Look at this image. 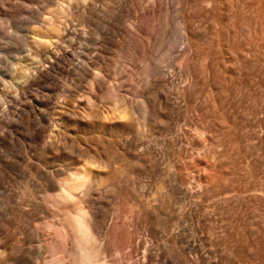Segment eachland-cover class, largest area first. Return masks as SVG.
Wrapping results in <instances>:
<instances>
[{
	"label": "rangeland",
	"instance_id": "1",
	"mask_svg": "<svg viewBox=\"0 0 264 264\" xmlns=\"http://www.w3.org/2000/svg\"><path fill=\"white\" fill-rule=\"evenodd\" d=\"M40 1L44 3L46 0H31L34 5L29 2L20 7L21 11L16 10L19 12H14L10 19L0 16V40L3 41L0 49L4 50H0V67L9 59V53L4 49L7 36L25 28L30 12L42 5ZM85 1L80 0L82 5L79 9L73 7L75 10L72 11L71 8L66 18L69 29L60 45L67 53L85 54L91 69L95 68L96 58L101 57L98 60L99 66L102 65L100 76L107 84L113 78L112 82L120 80L114 73L113 63L115 60L124 61L127 67L125 79L129 78L133 85L123 86L125 95L134 99L137 95L156 97L162 82L147 84L145 62L160 56L174 41L172 52L159 64L156 74L164 76L170 73L171 77H166L169 87L173 84L180 90L178 96L175 93L177 89L172 95L173 101L181 103L180 110L170 120L174 128L171 133L145 125V128L141 127L143 136L135 129L128 136L139 142L138 152L143 151L146 141L156 143L159 169L170 171V177L154 178L144 174L108 180L98 193L101 200L112 202L120 198L130 202L135 191L141 194L143 202L148 201L157 209L156 220L166 227L160 228L155 235L148 228L153 219H143L147 220L148 226L140 227L132 234L122 256H117L119 261L114 259L115 253L112 257L106 253L105 259L111 258H107V262L264 264V0H107L108 3L96 0L93 4L90 0ZM182 17L187 20L186 28L192 30L194 27L201 32L199 37L190 39L183 29L176 30ZM135 43L141 45V51L133 49ZM53 48H40L41 56L49 59L56 53ZM105 57L107 59H103ZM185 59H188V66ZM65 60L28 88L30 96L42 100L40 105L32 103L29 95L17 90L16 86L22 79L14 80L10 91L0 83V264L33 263L14 261V251L2 249L5 243H22L29 231L30 234H40L41 244L52 241V231H46L41 225L51 217V208L43 203L44 192L36 172L51 173L65 168L66 164L57 159L54 152L47 150L46 146L55 134L54 121L47 114L54 106L70 103L76 108L81 103H88L85 97L92 91L90 78L73 79L68 68L74 61L72 58ZM21 62L30 68L37 65V59L27 52L22 54ZM71 80H74L73 84ZM65 81L72 84L71 88L64 85ZM107 84H104L103 92L107 91H104ZM3 87L8 92L3 91ZM69 90L77 97L66 98ZM96 93L97 90L91 98L95 103L94 110L104 109L105 102H100ZM70 98H74L72 102ZM154 109L150 108V114L155 115L158 124L163 117ZM94 110L88 112L83 120L86 127L95 117ZM137 116L135 112L130 119ZM109 120L101 118L103 123ZM195 125L203 128L207 135L204 148L202 138L192 130ZM173 136H178L179 141L167 148L165 139ZM172 160L169 168L168 163ZM206 161L210 166H204ZM188 166L194 171L190 172ZM200 167H203L201 171ZM183 182L182 189L186 194L176 189V185ZM115 188L117 192L113 191ZM181 215L182 221L179 220ZM110 217L108 222L126 223L129 230L133 229L128 225L130 213ZM139 240L149 243L150 255L145 261H142L144 248L141 245L134 248ZM169 247L173 249L170 254L173 258L165 254ZM35 250L36 247L31 245L30 253L35 254ZM123 252L124 255L130 252L133 255L125 260L127 256ZM59 255L62 254L55 256L46 247L41 254L42 259L36 261L34 258L33 264H47L45 260H54Z\"/></svg>",
	"mask_w": 264,
	"mask_h": 264
},
{
	"label": "bare ground",
	"instance_id": "2",
	"mask_svg": "<svg viewBox=\"0 0 264 264\" xmlns=\"http://www.w3.org/2000/svg\"><path fill=\"white\" fill-rule=\"evenodd\" d=\"M35 1L37 2V0ZM29 2H31V0H0V16L9 17L7 19H10L16 10H19L20 7L25 6ZM84 2L86 1L84 0ZM90 2L93 4L96 2V0H90ZM105 2H107V0H105ZM109 3H111V1H109ZM230 4L235 5L234 3ZM31 5L34 4L31 2ZM81 5L82 4L80 0H46L41 6L33 9V11L30 12L28 20L25 22L26 26L24 29L15 32L14 34H10L6 38L4 49L6 50V53H9V59L6 62L4 61V65L0 67V83L4 85L5 89L10 91L14 80L22 79L20 85L16 86V88L23 94L29 95L28 88L36 84L39 79L46 77L49 72H52L55 68L57 69V66L60 64V62L64 61L65 58H72V61H74V63L71 62V67L68 66V74H70L73 79H77V81L81 78H90L89 82H91L92 85V91L87 95V97H85L87 98L86 101L88 103H81L79 104V107L75 108V106H71L73 104H66V100H64L66 105L63 104L64 106H54L47 114L48 118L54 121L53 124H55L56 127L53 128V130H55V134L52 136V141L48 143V146H46L48 147L47 150L54 152L56 158L62 160V162L66 164L65 168L59 170L56 169L51 173L43 170L36 172L37 177L40 180V187L44 192V196L42 198L44 201L43 203H45V206L47 205V207L49 206L51 208V217L48 218V220L43 221V224L41 225L43 228H45V230L47 229L49 232L52 231V241L50 242L48 240L46 245L41 244L39 237L40 234H37V232L30 234L31 232L29 231L27 232V235L22 243L3 244L2 249L5 251L6 249L14 251L15 258H12L14 261H32L34 263V258L36 261L37 259H42L41 254L47 247L49 252L55 256L62 254L56 257L54 260H45V263L47 264H102L103 261H105L104 264H110L107 262L108 260H106L109 258V256L105 259V254L109 253L108 255H111L110 257H112V255L115 253L116 258L114 259H117V256L121 257L124 247L127 243H129L130 239H132V234L137 232L140 227L148 226L146 223L147 220L143 219H153L151 220L152 223L148 226V228L154 234L157 233L160 228L162 229L163 227H166L164 223H159L156 220L158 218L157 209H154L148 201L143 202V200L140 198L141 194H137L135 191L131 190V192L133 191V197L130 202H126L125 199L120 198L110 202L99 199L98 193L101 185L106 186L108 180L115 181V179L118 178H128L131 176L139 177L144 174L151 175L152 177L154 176V178L161 176L163 178L170 177V171H167L166 169H159V160L156 157L157 152L155 151L156 143L146 141L143 146V151L138 152L137 150L140 146L139 142H137L135 139H130L128 136L134 129L136 133L142 135V128H145V125L149 126V128L154 129L155 127L161 131H166L169 133H171V131L174 129L173 124L171 123L172 121L170 122V120L172 119L173 114H176V112L180 110L181 102L179 103V101L176 100L173 101L172 95L175 92L174 90H176L178 87L176 88L173 84L171 88L169 87L166 77L170 78V73H166L164 76H158V74H156V71L160 67L159 64L162 61H165L168 58L167 56L172 52L174 41H171V43L165 47L160 56L145 62L144 73L146 74L147 84L149 85L155 82H162V85L160 84L161 89L157 93L158 96L153 97L137 95L135 99L129 98L125 95L123 90V86L125 85L133 86L129 78H126L127 80L125 79V70L127 68L125 64L126 62L115 60V63H113L115 64L114 73H117L120 80L112 82L115 80L113 78L110 82L112 84L107 87V85L110 83L107 84L105 79H102L100 76L102 65L99 66L100 63L98 60L100 61L101 57L96 58L97 61H94L96 64L93 65L95 68L91 69L85 54H69L63 49V46L60 45V43L63 41V36L66 32H68L69 29L67 17L70 15V9L73 7H75V9H79ZM257 7H259V5H257ZM75 9L73 8L72 11ZM101 9H103V7ZM139 19L141 20V18ZM175 19H177V17H175ZM185 20L186 19H184V17L181 18L180 22L177 23L178 27L176 30L179 32L181 29H183L186 31L185 35L188 36L187 38L190 39H193L194 37L196 39V37H199L198 35L201 32L194 30L195 28L192 26V30H189L188 27L187 29L185 24L187 23V20ZM192 22L190 24H192ZM187 38H185V40H187ZM167 39H169V37ZM63 42L61 44H63ZM1 43H3V41L0 40V45ZM44 46H54L56 49V53L52 54L49 59L41 56L42 52L40 48ZM139 47H141L139 43H135V45H133V49L135 51H141ZM185 49H187V47H185ZM185 49H183V51H185ZM26 52L29 53L31 57L37 59V65L32 66V68L28 67L24 63L22 64L21 62L22 54ZM121 55H123V53H121ZM103 59L107 58L105 57ZM188 59H185L186 66H188ZM103 64L105 65V63ZM131 65H134V63H131ZM187 71L185 70V72ZM137 72L141 73V71ZM117 75L115 76L116 79ZM73 81L72 84L74 83ZM65 82L66 83L64 85H67L68 88H71L70 86L72 84L69 81ZM104 84H107L105 87L106 89L104 90H107L106 92H103ZM4 87L3 91L8 92L7 90H4ZM96 90V97L100 99V102H105V104H103L105 105L104 109L103 107L102 109L100 107L94 110L95 103H92L91 98L94 97L93 94L96 92ZM178 91L180 90L177 89V92H175L177 96L179 94ZM0 92L2 93V90ZM92 92L94 93L92 94ZM74 93L70 94L69 90V93L65 94V97H73L75 96ZM30 97L32 103L34 102L36 105L42 104V100H40V98L37 96L32 95ZM70 99V102H72V99L74 98ZM150 108H155L160 112L158 114H161V117H163L162 122L158 124L156 123V119L154 118L155 115L153 117L151 115L152 113L150 114ZM93 110L95 112V117L89 126L86 127V123L83 120L87 118L88 112ZM135 112L138 113L137 118L132 117V119H130V117L135 114ZM151 112H153V110ZM101 118H109L110 120L108 123H103ZM6 124H9V122ZM184 124L183 126H185ZM178 128L176 127L177 130ZM192 130H194L202 138L201 145L203 148L207 146V139L205 138L207 135L205 130L196 125L193 126ZM177 137L173 136L171 139H165L167 148L175 146L176 142L179 141ZM66 140L69 142L67 143ZM203 148L201 147V149ZM196 149L200 151L199 147H196ZM86 158L90 160L87 162L85 161ZM171 162H173V160L169 161V168L172 167ZM204 166H210L208 161L205 162ZM202 168L200 167V171ZM188 169L190 172L194 171L191 167ZM211 180L207 181V183ZM183 185L184 182L176 185V189L179 191V193L184 192L182 189L184 187ZM113 191L117 192L116 188ZM179 203L181 204L180 201ZM127 213H130L128 225L133 227L132 230L128 229L126 223L112 224L113 222L111 223V221H107L111 215L120 217ZM179 220H183L182 215L179 217ZM101 239H103L102 241H104L103 243H105V247H102L103 244L100 243ZM31 245L36 247L35 254L33 253L34 250L32 252L33 254L30 253ZM140 245L142 248H144L142 250V261H145L150 255L148 251L149 243L146 244L145 240L143 242L139 240L137 241L136 245H134V248ZM163 247H165V245ZM172 247L174 248L175 246L173 245ZM172 252L173 249L170 247L165 249L166 256L169 255V257H171L172 255L170 254H172ZM131 255H133L131 252L126 253L124 255L127 256L125 260H127L128 257L131 258ZM175 255L177 256V254ZM124 256L122 257L123 259ZM64 261L68 263H64ZM100 261L102 262L99 263ZM181 261L184 262L185 260L182 258ZM112 263L114 262L112 261Z\"/></svg>",
	"mask_w": 264,
	"mask_h": 264
}]
</instances>
